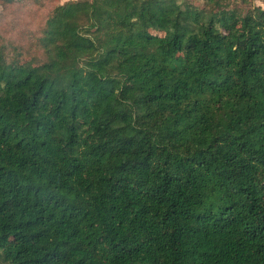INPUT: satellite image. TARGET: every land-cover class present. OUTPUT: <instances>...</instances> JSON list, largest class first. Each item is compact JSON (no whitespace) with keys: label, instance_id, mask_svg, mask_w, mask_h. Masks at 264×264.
I'll return each mask as SVG.
<instances>
[{"label":"trees","instance_id":"16d2710c","mask_svg":"<svg viewBox=\"0 0 264 264\" xmlns=\"http://www.w3.org/2000/svg\"><path fill=\"white\" fill-rule=\"evenodd\" d=\"M31 47L0 45V264H264L263 8L62 0Z\"/></svg>","mask_w":264,"mask_h":264},{"label":"rangeland","instance_id":"374dc122","mask_svg":"<svg viewBox=\"0 0 264 264\" xmlns=\"http://www.w3.org/2000/svg\"><path fill=\"white\" fill-rule=\"evenodd\" d=\"M62 0H0V45L7 57L13 56L11 48L35 53L31 47L40 31L47 12ZM253 4L264 9V0H253ZM40 57V54H37ZM23 61H32L29 56Z\"/></svg>","mask_w":264,"mask_h":264}]
</instances>
